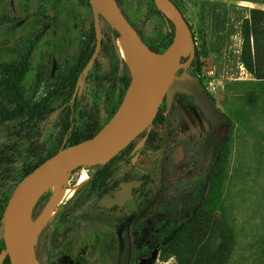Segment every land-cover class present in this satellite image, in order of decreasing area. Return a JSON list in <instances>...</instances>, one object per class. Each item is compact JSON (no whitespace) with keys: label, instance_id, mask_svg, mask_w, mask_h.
I'll return each instance as SVG.
<instances>
[{"label":"rangeland","instance_id":"obj_1","mask_svg":"<svg viewBox=\"0 0 264 264\" xmlns=\"http://www.w3.org/2000/svg\"><path fill=\"white\" fill-rule=\"evenodd\" d=\"M75 1L64 0L62 4H72ZM121 1L137 27L151 33L152 40L163 48L169 44L170 38L163 22L147 19L145 11L151 7V0ZM173 1L192 28L196 52L201 62L200 79L213 97L217 108L227 114L229 120L219 126L215 142L206 151H202L201 146L208 140L211 125L191 103L190 97L178 96L175 101L176 113L170 115V133L166 132V135L162 136V148L168 156L163 155L161 162L163 164L168 159V164L155 163L151 147L147 145L144 155L137 164L130 166L125 162L115 178L118 180L141 178L145 172L155 177L162 169L165 186L161 194V203L144 217L142 224L147 226L145 228H148L151 236L165 240L174 233L175 225L163 219V204L167 203L174 207L176 215L181 218L187 217L192 213V203L204 195L200 207L210 204L208 208L214 209V213L226 221L234 234L233 247L223 256V264H264V83L258 82L241 61L244 22L250 16L251 8L264 9V0ZM50 5H61V2L0 0V63L11 60L20 63L29 61L24 89L25 96L32 103H35L36 96L35 14ZM91 19V12L87 9L85 20ZM63 20L61 16L55 21L60 23ZM102 24L105 36L111 42L110 46L119 58L120 70L123 72L127 64L119 55L117 39L114 40L113 37L118 29L104 20ZM57 30L61 35L62 28ZM102 79V91L97 104L92 106L89 99L83 100L84 115L78 121V128L83 132L87 122L91 123L98 117H109L116 103V94L110 90L107 76ZM92 85L96 87V84ZM120 89L122 93V85ZM48 91L49 88L45 86L39 90V94L47 95ZM63 100V97L57 99L55 105H59ZM57 127V111L44 119L24 115L5 120L0 126V218L8 197L28 166L37 164L47 156L52 145L51 138ZM194 144L197 145L196 153L193 155L187 153V147ZM220 147H222L220 166L208 188L202 186L201 191L195 192L193 191L196 188L186 189L187 174L204 171ZM100 166L76 167L70 173L68 184L77 183L82 170L88 169L92 176ZM83 187L73 196H77ZM49 192H52L51 189ZM134 210L138 211V202L113 210L111 212L115 216L113 222L119 224L118 217L124 218ZM100 216L96 211L89 217L97 220ZM82 222L85 223V219H82ZM82 226L77 227L76 235H80ZM49 228L50 223L33 241L42 261L47 260ZM132 234L135 241L134 252L140 255V239L145 237L146 233L142 232L140 226H136L132 229ZM97 246L95 245L89 253V264H117L120 246L115 231H108L99 248ZM162 264L178 262L175 256L166 251V258Z\"/></svg>","mask_w":264,"mask_h":264},{"label":"flooded vegetation","instance_id":"obj_2","mask_svg":"<svg viewBox=\"0 0 264 264\" xmlns=\"http://www.w3.org/2000/svg\"><path fill=\"white\" fill-rule=\"evenodd\" d=\"M60 2L61 5H50L48 7H44L35 14V105L41 106L46 102L49 103V111H47L45 115L36 113L35 118L44 119L50 113L54 111L58 112V129L52 136L51 143L54 139L60 136L62 137V128L63 124L66 122L68 113V118L71 122V128L73 127L75 131L79 132L82 135V137L90 134L92 130L96 129L97 127L102 128L111 119V117L115 114L116 110L120 106L132 79L131 73L127 66L125 71L121 72L120 70L121 65L119 58L116 56L113 48L110 46L111 42L107 40L105 36L102 20L106 22L108 21L103 16H101L100 18L102 37L100 47L98 48L95 16L90 0H76L72 4H62L64 0H60ZM117 2L127 19L139 33L142 40L152 50L162 52L168 47V45L174 38L175 26L164 13L162 19L155 17H149L147 19L151 21L156 20L163 22L166 33L170 38V42L165 48H163V46L159 44H156L152 40L151 33L145 32L144 28L142 27H137L132 16L123 8L121 0H117ZM87 9L90 10L92 15V19L90 21L85 20ZM61 16H63L64 20L60 23L56 22L55 20ZM58 28H62L61 35L58 34ZM119 35L120 32L117 31L116 35L113 36L115 38L114 40H116ZM91 59H93L92 65L85 73V67L88 65ZM3 63L6 64L8 62ZM181 71L182 69L180 70V72ZM191 74H193L195 77H198L192 71ZM104 76H107L106 80L110 86V90H112L113 92L115 91L116 103L115 105H113L109 117H98L91 123L87 122L84 129L85 132H83L78 128L79 118L84 115L82 107L83 100L89 99L92 106L97 104L102 91L101 83ZM99 77L101 78L100 80ZM74 78H76L75 81ZM198 78L203 88L205 89L202 80L200 79V77ZM128 79L129 82H127ZM92 84H96V87L94 88ZM121 85L123 87L122 93L120 89ZM45 86L46 88H49V91L47 95L42 96L39 94V90L41 88L43 89ZM37 90L38 92L36 93ZM74 94L76 95L73 100ZM207 94H209L208 91ZM178 96L190 97L191 103L203 114L204 118L211 125V129L208 134V140L201 146V150L206 151L215 142L214 141L208 148H205V145L209 141V136L212 131L213 125L210 119L205 116L202 109L194 102L191 95L177 94L170 108H168L167 101L166 99H164L150 128L142 132L127 147H125L118 155L115 156L116 160L112 166L114 170L112 179L117 182V186L114 189L103 193L101 196H98L93 193L90 194L89 192H85V189L89 184V180L88 183L77 194V196H73V198H71V196L57 209L51 221L49 222L50 228L47 243V260L42 261L39 258L37 250L35 249L36 255L40 259L42 264H89V253L91 252V250H93L95 245H98L97 247L99 248V245H101L102 241L105 239L107 232L110 230L115 231L118 237L120 252L117 264H119L121 255V242L118 234V228L123 223L125 218L130 215H134V218L132 219L130 225L132 243L130 264H162V262H164L167 251L166 243L172 234H170L166 237L165 240H163L162 238H158L157 236H151L149 234L148 228H145L147 226H142L144 217L155 208H157V206L161 203V194L163 193L162 191L165 186L163 182L164 179L162 180V175L164 174L162 173V169L161 171L159 170L156 173L155 177H153L150 173L145 172L141 178L118 180L115 178V175L116 173L121 171L122 165H124L125 162L126 165L130 166H134L135 164H137L140 158L144 155V149L147 145L151 147L153 160L155 161V163H158L160 165L162 164L161 157L163 155L164 157L168 156V153L165 152V149L162 148V136L164 134L166 135V132L168 134L170 133V115L176 113L175 101ZM61 97L64 98L63 102L59 105H55L56 100L60 99ZM2 98L4 103L8 104V96L5 94ZM217 136L215 140L217 139ZM67 138L68 134L66 133L64 134V140L59 149L64 146H68L66 145ZM196 151V144L191 147L188 146L186 149V152L192 155L195 154ZM221 152L222 147L218 149L213 160L204 171H193L187 174L185 180L187 184L186 189L196 188V190L193 191L195 192L197 190L201 191L202 186H206L208 188L211 179L216 172V162L219 159ZM168 162L169 160L166 159L162 165H166L168 164ZM168 171L169 170L167 169L166 172L168 173ZM165 176L168 175L165 174ZM132 179L142 180L143 183L139 187L134 188V197L128 200L123 206L114 205L110 208H107L98 205L99 199L104 196V194L109 193L110 195H113L114 192L120 187L121 182ZM144 185L146 186L145 190L143 191V193H139L138 189ZM151 186L155 189L159 188L158 201L154 198H150L151 200L149 201L147 198L149 195H152L154 193L153 190H150ZM203 201L204 195L198 197V199H196L192 203L193 210L189 216H191L197 210L198 206L201 205ZM46 202L43 203L40 211L36 216L39 215ZM135 202H138V211L134 210L124 218L118 217L120 221L119 224L113 222V219L115 217L111 214L113 210ZM146 205L148 206L145 212L143 213V215H140L141 210ZM162 207L164 208L163 219L169 224H174L175 230L178 227V223L183 218L189 217L187 216L181 218L180 216L176 215L175 208L169 206L167 203L163 204ZM96 211L99 212L101 216L97 218V220H92L89 216L90 214L93 215ZM78 218L80 219L78 220ZM82 219H85V223L82 222ZM78 226H82L80 235H76ZM136 226H140L142 232L146 233V236L140 239V255L134 252L135 241L133 240L132 229ZM175 230L173 232H175ZM5 247V241L1 239L0 253L5 249ZM154 252H156V257L153 260H150ZM7 257L9 258V261L6 260ZM0 264H11L9 255H7Z\"/></svg>","mask_w":264,"mask_h":264},{"label":"water","instance_id":"obj_3","mask_svg":"<svg viewBox=\"0 0 264 264\" xmlns=\"http://www.w3.org/2000/svg\"><path fill=\"white\" fill-rule=\"evenodd\" d=\"M154 2L175 26L174 38L162 52L152 50L142 40L117 0H90L95 16L98 48L102 37L101 16L118 29L119 36L132 43L133 68L130 72L132 77L130 85L115 114L96 134L62 147L17 183L0 220V240L3 239L6 245L0 253V263L9 255L11 264H42L36 255L23 215L27 211L29 216L33 217L34 206L46 192L43 186L53 175L60 174L75 164L82 166L108 163L142 132L150 128L164 99L170 108L177 94L193 97L194 102L213 125L205 148L215 141L218 127L229 120L227 114L216 108L214 100L207 94L199 78L191 74V64L196 56V42L183 12L173 0H154ZM145 52L158 59L159 70L150 94L138 99L140 70ZM183 57H187V60L182 61ZM92 62L93 59L85 67V73ZM142 183L143 181L138 179L121 182L114 194H104L99 199L98 205L107 208L114 205L123 206L134 197V188ZM147 206L143 207L140 215H143ZM133 218L134 215L125 218L118 228L121 242L119 264H130L132 248L130 225ZM155 257L156 252L150 260Z\"/></svg>","mask_w":264,"mask_h":264},{"label":"trees","instance_id":"obj_4","mask_svg":"<svg viewBox=\"0 0 264 264\" xmlns=\"http://www.w3.org/2000/svg\"><path fill=\"white\" fill-rule=\"evenodd\" d=\"M151 3V7L146 8L145 11L148 15L147 18L155 17L162 19V16H164L163 12L156 6L154 0H151ZM182 60L185 61L187 58L183 57ZM241 61L247 71L250 72L258 82L264 83L263 8H251L250 16L244 22ZM191 71L196 76L200 77L201 62L198 52H196V56L192 62ZM28 72L29 61H26L25 63L16 61H11L6 64L0 63V126L5 120L22 117L24 115L35 116L36 113L45 115L47 111H49L48 102L41 106H36L35 103H32V101L25 96L24 81ZM75 79L76 78H74V81ZM127 82H129V79ZM5 94L8 96V104H5L2 98ZM211 98L213 99L212 96ZM68 117L69 113L67 114L66 122L63 124L61 133L62 137L60 136L54 139L47 156L35 165L30 164L24 175L32 171L36 166L57 152L63 143L64 134H68L66 145H71L84 138L92 137L101 128L97 127L96 129H93L90 134L82 137V135L75 131L73 127L71 128V122ZM115 160L116 157L96 170L91 177L85 192L101 196L103 193L108 192L117 186V182L112 179L114 174L112 166ZM80 166L81 165L78 167ZM219 166L220 157L216 162V171ZM218 180L219 179H217V181ZM145 188V185L142 186L138 189V192L143 193ZM150 190H153L154 193L147 197L148 200L150 201V198H154L158 201L159 188L155 189L151 186ZM48 196H50L49 190L39 198L34 206L32 216L35 219L40 215L46 205V200L49 199ZM44 202L46 203L41 212L36 216ZM209 206L210 204H205L204 207H200L199 205L197 210L191 216L183 218L178 223L177 229L167 240L166 250L175 256L178 264H223V256L228 254V251L233 247L234 234L231 227L221 216L214 213V209H209ZM6 260L9 261V258L7 257Z\"/></svg>","mask_w":264,"mask_h":264},{"label":"bare ground","instance_id":"obj_5","mask_svg":"<svg viewBox=\"0 0 264 264\" xmlns=\"http://www.w3.org/2000/svg\"><path fill=\"white\" fill-rule=\"evenodd\" d=\"M117 45L120 55L125 60L130 72L133 68L132 43L127 41L122 36L117 38ZM159 70V61L156 57L144 53L143 61L140 70V88L138 91V99H141L151 92L153 82ZM78 167V164L73 165L68 170L53 175L43 186L44 191L51 189L49 199L44 206L40 215L35 219L31 218L27 211L23 215L24 222L27 227L28 234L32 241L47 227L57 209L76 191L83 187L91 178L88 169L82 170L77 183L69 185V176L72 170Z\"/></svg>","mask_w":264,"mask_h":264}]
</instances>
